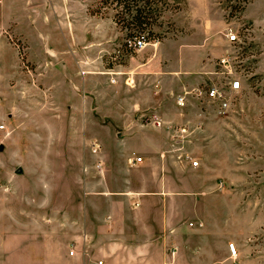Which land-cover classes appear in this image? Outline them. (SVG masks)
Here are the masks:
<instances>
[{
    "label": "rangeland",
    "instance_id": "1",
    "mask_svg": "<svg viewBox=\"0 0 264 264\" xmlns=\"http://www.w3.org/2000/svg\"><path fill=\"white\" fill-rule=\"evenodd\" d=\"M200 2L203 6L197 0H169L162 14L154 18L152 31L147 29L142 34L147 37L148 47L162 43L161 63L168 61L170 71L174 68L178 43L180 46L202 43L203 16L209 15L214 23L219 17L223 18L222 29L212 37L213 45L222 47V56L212 59L211 70L199 71L202 75L207 72V76L198 89L205 91L213 83L227 88L229 106L220 110L216 104L199 96L198 90L192 89L193 85H188V90H192L187 96L190 100L178 110L176 100L182 86L175 85L169 74V93L163 113L171 123L164 122L161 127L151 124L153 116L144 113L139 116L140 110L134 111L131 104L120 111L121 116H117V106L111 109L112 104H96L95 101L92 104H59L64 97L59 99L61 95L56 94L54 98L43 86L44 77L35 70L36 61L32 60V55L39 52L38 44L29 49L22 36L16 35L13 28L5 27L8 19L15 18L22 33L30 40L37 38L27 15L19 7H14L17 10L13 12L8 8L5 14L0 12V67H3L0 149L4 148L0 152V187L12 188L8 194L13 200L30 199V204L25 203L23 215L9 217L0 264L74 262L75 259L64 258L68 241L63 213L59 212L70 208L73 214H78L85 197L98 193L96 189H88L87 183L105 179L118 189L128 178L136 182L154 181L167 170L166 175L171 180L221 184L237 199V205H248L264 216V0ZM88 4V16L97 19V28L100 31L101 26L103 31V36L93 45L97 48L88 54L97 61L94 71L102 66L108 71L113 68L127 74L132 72L124 79L128 86L142 66L131 68L127 60L139 51L129 46L128 32L116 23V10L111 0H88ZM0 9L3 6L0 5ZM229 26L239 37L236 44H231L226 36ZM171 39L178 40L176 45ZM101 46L103 51L98 49ZM225 56H230L234 62L233 76L241 81L239 90L232 91L228 80L220 73L219 61ZM181 57L186 60L187 54ZM152 64L146 67L151 73ZM109 72V79L114 81L118 73ZM201 74L192 76L198 78ZM54 100L57 104H53ZM135 112L139 113V124L119 122L122 118L131 120ZM118 134L121 141L117 139ZM143 135L156 144L160 153L148 159L145 167H130L133 171L128 174L122 153H131L134 143L141 141L138 136ZM166 138L182 148L181 151L166 153ZM93 143L100 144L98 153L92 150ZM200 154L204 165L200 162ZM194 161H198L199 166L194 167ZM98 162H103L104 173L98 168ZM17 168L22 169L21 174L17 173ZM178 168H193L194 172L184 169L175 172ZM216 192L222 193L217 188ZM36 202L39 210L47 206L57 209L54 229L49 228L46 215H38L34 210Z\"/></svg>",
    "mask_w": 264,
    "mask_h": 264
},
{
    "label": "crops",
    "instance_id": "2",
    "mask_svg": "<svg viewBox=\"0 0 264 264\" xmlns=\"http://www.w3.org/2000/svg\"><path fill=\"white\" fill-rule=\"evenodd\" d=\"M197 3L203 6L200 0ZM0 5L3 6L0 9L2 13L6 12V8L13 12L17 10L14 7H19L36 30L37 38L30 40L19 30L15 18L8 19L5 25L22 36L29 49L38 44L39 52L32 55V60L36 61L35 70L44 77L43 86L54 98L56 94L61 95L59 99L64 97L59 104H92L93 101L96 104H112V110L116 106L119 109L117 116L122 115L120 111L125 110L126 104H131L134 111L140 110L139 116L143 113L156 115L163 122L171 123L163 113V104L167 103L169 93V74L173 83L183 89L176 100L179 110L184 107L179 106L180 98H184V104L190 100L187 96L192 94V90H188L187 86L193 85L192 89L199 91L207 76V72L202 75L199 71L211 70L212 59L222 56V47H215L212 37L222 29L223 18L219 17L214 23L209 15L207 18L204 15L202 43H183L181 46L178 43L174 68L170 71L168 61L164 60L163 65L161 63L162 43L152 47L146 45L137 55L130 57L128 65L131 68L141 65L142 70L133 75L135 78L127 86L124 79L132 72L127 74L111 68L109 71L118 73V77L111 81L110 72L102 66L94 71L97 66L94 62L97 61H93L88 54L97 48L93 45L96 39L103 36V31L101 26L98 30L97 19L88 16V0H0ZM170 41L176 45L178 40ZM102 48L98 49L103 51ZM183 53L187 54L186 60L181 57ZM150 62H153L152 73L146 68ZM196 73L202 77L192 76ZM53 104L57 101L54 100ZM138 114L135 112L131 120L122 118L119 122L139 124ZM138 137L141 141L134 143L131 153H122L128 174L133 171L130 167H145L148 159L160 153L150 138L144 135ZM117 139L121 141L119 134ZM166 139V153L181 151L177 148H182L176 147L171 139ZM93 144L97 148L94 153H98L100 144ZM3 150L0 149V152ZM161 155L163 157L165 152ZM199 156L204 165L202 154ZM137 157L143 158L142 163L133 164ZM97 165L104 173L103 162ZM180 169L184 168L175 172L179 173ZM183 171L194 172L193 168ZM166 172L164 170V175L154 181L136 182L128 178L118 189L106 179L87 183L88 189H96L98 193L85 197L82 210L76 215L70 208L59 212L63 213V227L68 241L65 260L75 259L71 264H228V245L233 243L238 252V264H264L263 215H258L248 205H237V199L231 197L221 184L171 180ZM17 173L21 174L22 169L17 168ZM216 188L222 193L217 194ZM11 189L0 187L1 253L9 217L23 215L25 203L30 201L27 198L13 200L8 194ZM35 204L37 214L46 215L49 228L54 229L57 209L47 206L39 210L38 202ZM72 250L74 255H70Z\"/></svg>",
    "mask_w": 264,
    "mask_h": 264
},
{
    "label": "built area",
    "instance_id": "3",
    "mask_svg": "<svg viewBox=\"0 0 264 264\" xmlns=\"http://www.w3.org/2000/svg\"><path fill=\"white\" fill-rule=\"evenodd\" d=\"M226 36L228 38V41L231 44H236L239 41V37L233 27L229 26L226 29ZM146 45H147V40H146L145 35L138 36L134 40L129 41V46L136 51L142 50ZM219 63H220V67L222 68L220 73L224 75L226 79L228 80L227 83H228L229 88L232 91L239 90L241 88V81L238 77L233 76L234 75L233 73L234 62L231 59V57L225 56L221 58ZM227 91H228L227 88L218 86L217 84L213 83L211 86H209L207 90L205 91L199 90L198 94L199 96L201 97L204 96L205 98L210 100L212 103L216 104L220 110H224L225 108L229 106V101L227 98V93H228ZM178 102L180 106L185 105L184 98H180ZM151 124H153L155 127H161L164 124V122L159 117L153 116L151 118ZM183 131H185V129H183ZM92 147H93V151L96 152L97 151L96 145L93 144ZM177 150H181V149L177 148ZM186 158H188V156ZM142 161H143L142 157H137L133 160L132 163L139 164V163H142ZM198 164L199 163L197 161L192 162V165L194 167H197ZM228 248H229L230 260L232 261V264H237L238 263V252H237L235 244L233 243L229 244ZM70 254L74 255V251L72 250Z\"/></svg>",
    "mask_w": 264,
    "mask_h": 264
},
{
    "label": "trees",
    "instance_id": "4",
    "mask_svg": "<svg viewBox=\"0 0 264 264\" xmlns=\"http://www.w3.org/2000/svg\"><path fill=\"white\" fill-rule=\"evenodd\" d=\"M109 1V0H107ZM116 10V23L128 32L130 41L143 35L154 24V18L162 14L169 0H111ZM147 40V37H146Z\"/></svg>",
    "mask_w": 264,
    "mask_h": 264
}]
</instances>
